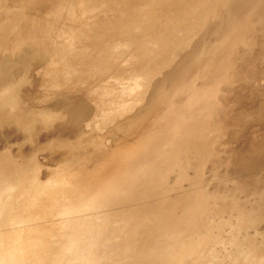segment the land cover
I'll return each instance as SVG.
<instances>
[{"label": "bare ground", "instance_id": "bare-ground-1", "mask_svg": "<svg viewBox=\"0 0 264 264\" xmlns=\"http://www.w3.org/2000/svg\"><path fill=\"white\" fill-rule=\"evenodd\" d=\"M158 5L162 8L159 14L155 12ZM263 9L264 0H184L180 4L173 0H0V140L7 137L11 127L8 117L31 118L32 126H38L37 115L30 109L36 108L35 93L28 81L45 67L43 54L50 53L51 59L57 57L46 72H53L55 65L62 67L56 73L59 79L55 84H50L48 76L43 77L45 84L37 96L41 107L56 106L59 112L50 113H63L61 118L68 113L73 122L57 123L51 128L45 123L40 129L66 133L79 128L84 116L93 119L99 115L102 96L114 87L110 76L105 78L99 71L119 66L127 52L125 75L137 80L136 84L138 79L146 80L144 87L149 93L155 90L151 84L164 80L165 86L156 92L162 99L172 96L158 100L156 110L161 117L171 115L167 123L172 116L180 117L175 129L158 120L159 132L155 135H165L160 142L163 149H156V145L152 148L174 154L186 150L193 154L192 158L209 157L211 164L230 157L231 174L220 183L221 206L216 216L221 219L223 213L233 215L236 224H243L242 231L231 228L232 237L226 243L231 248L243 246L229 255L221 253L215 258L216 264H248L251 256L258 261L264 256V231L257 238L250 232L264 224V217H259L264 216V196L258 201L264 192V136L261 133L252 141L248 138L255 133L251 130L254 112L249 114V110L264 111L263 88L259 87L264 83ZM63 11L70 19L69 27L60 23ZM224 14L227 15L223 17ZM177 15L180 19L174 21ZM41 49L43 54L37 56L34 66L28 67V52ZM69 53L74 63L68 67L64 60ZM17 69L25 77L31 76L19 80ZM90 69L96 70L94 75ZM86 78L92 86L80 101L78 93L70 88ZM246 83L250 85L246 87ZM235 86L245 89L238 93ZM25 97L33 101L32 105L23 103ZM230 112L237 114L225 118ZM226 120L227 126L240 127L245 134L224 128L221 123ZM165 139L169 141L167 145L162 144ZM11 161L9 156L4 167L14 162ZM149 161L146 157L147 169H151ZM173 164L172 160L167 162L168 167ZM221 171L223 166L218 163L209 183L220 177ZM190 175L188 172L186 180ZM180 227L178 221L174 229ZM174 236L173 230L164 233L162 252L152 243L146 244L150 260L146 259L145 264H155L154 257L167 252ZM225 237L228 241L229 237ZM225 237L214 236L200 248L201 262L216 246L225 243Z\"/></svg>", "mask_w": 264, "mask_h": 264}, {"label": "rangeland", "instance_id": "rangeland-1", "mask_svg": "<svg viewBox=\"0 0 264 264\" xmlns=\"http://www.w3.org/2000/svg\"><path fill=\"white\" fill-rule=\"evenodd\" d=\"M161 9L158 5L155 12L159 14ZM179 19V15L174 17V21ZM64 22L67 27L71 25L65 11L61 13L60 23ZM51 40L55 43L54 38ZM39 54H43L42 49L28 52V67L34 66ZM128 55L123 53L118 67L99 71L105 78L110 76L114 86L102 96L101 113L93 119L84 116L79 128L66 133L59 129L50 132L40 129L45 123L51 128L57 123L73 122L68 113L62 118L63 113H50L59 112L56 106L41 107L37 97L43 90L44 76L50 78V84L58 81L56 73L61 65L53 66V72H46L57 57L51 59L50 53L43 54L45 67L34 77H30L31 73L25 77L17 69L19 80L30 77L28 83L35 93L33 106H36L30 109L37 115L38 126H32L31 118L8 117L11 127L7 137L0 140V264H145L149 259L146 244L152 243L162 252V236L171 230L175 236L170 239L167 252L154 257L153 263L216 264L215 258L221 253L229 255L243 246L226 245L232 237L231 228L242 231L243 224H236L233 215L223 213L221 219L216 216L221 206L220 183L231 174L230 157L211 164L209 157L192 158L193 154L186 150L178 154L154 150L155 145L156 149H163L160 142L165 137L155 135L159 132L158 120L175 129L180 117L175 114L167 123L171 115L161 117L156 110L158 100L172 96L162 99L157 94L156 89L165 86L164 80L151 84L155 90L149 93L144 87L146 80L138 79L136 84L137 80L125 75ZM70 59H73L72 53L64 60L68 67L74 63ZM261 67L264 69V58ZM90 70L94 75L96 70ZM91 86L86 78L70 90L74 88L82 101ZM259 87L264 94V83ZM233 89L239 93L245 87ZM124 90L132 93L127 95ZM24 100L26 105L33 103L26 97ZM253 112L251 130L255 133L248 141L264 136V111L251 108L249 114ZM236 114L227 113L225 118ZM227 121L221 123L224 128L245 134L240 127L227 126ZM168 142L165 139L162 144ZM9 156L14 162L4 167ZM146 157L151 161V169L144 165ZM170 160L174 161L172 167L167 165ZM218 163L222 164L223 171L215 178L216 182L209 183ZM188 172L191 175L186 180ZM263 196L264 192L258 201ZM195 200L199 204H192ZM190 202L192 208H189ZM178 221L181 227L174 229ZM252 229L250 235L257 238L262 235L264 224ZM214 236H227L229 240L225 237V243L216 246L209 258L201 262L198 251ZM252 257L248 264H264V256L258 261Z\"/></svg>", "mask_w": 264, "mask_h": 264}]
</instances>
